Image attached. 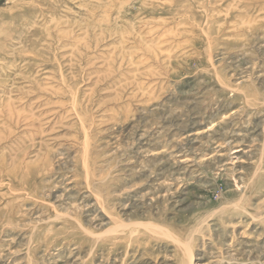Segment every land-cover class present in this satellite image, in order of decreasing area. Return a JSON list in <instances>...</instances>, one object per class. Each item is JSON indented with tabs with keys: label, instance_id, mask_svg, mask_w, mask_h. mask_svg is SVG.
I'll use <instances>...</instances> for the list:
<instances>
[{
	"label": "rangeland",
	"instance_id": "1",
	"mask_svg": "<svg viewBox=\"0 0 264 264\" xmlns=\"http://www.w3.org/2000/svg\"><path fill=\"white\" fill-rule=\"evenodd\" d=\"M0 264H264V0H0Z\"/></svg>",
	"mask_w": 264,
	"mask_h": 264
},
{
	"label": "bare ground",
	"instance_id": "2",
	"mask_svg": "<svg viewBox=\"0 0 264 264\" xmlns=\"http://www.w3.org/2000/svg\"><path fill=\"white\" fill-rule=\"evenodd\" d=\"M236 161V160H235Z\"/></svg>",
	"mask_w": 264,
	"mask_h": 264
}]
</instances>
